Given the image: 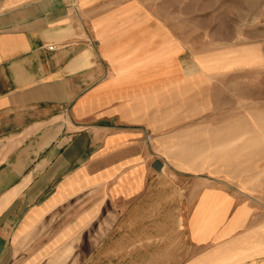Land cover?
<instances>
[{"label": "crops", "instance_id": "obj_1", "mask_svg": "<svg viewBox=\"0 0 264 264\" xmlns=\"http://www.w3.org/2000/svg\"><path fill=\"white\" fill-rule=\"evenodd\" d=\"M200 4L0 0V264H264V0Z\"/></svg>", "mask_w": 264, "mask_h": 264}, {"label": "rangeland", "instance_id": "obj_2", "mask_svg": "<svg viewBox=\"0 0 264 264\" xmlns=\"http://www.w3.org/2000/svg\"><path fill=\"white\" fill-rule=\"evenodd\" d=\"M202 0H191V4L188 6V0H148L154 6V3L158 4V14L165 18H170L172 14L184 15L188 9H194L195 14H199L198 11L203 9L202 4H198ZM86 249V247H83Z\"/></svg>", "mask_w": 264, "mask_h": 264}, {"label": "water", "instance_id": "obj_3", "mask_svg": "<svg viewBox=\"0 0 264 264\" xmlns=\"http://www.w3.org/2000/svg\"><path fill=\"white\" fill-rule=\"evenodd\" d=\"M153 167H154L155 169H159V167H160V162H159L158 160H155V162H154V164H153Z\"/></svg>", "mask_w": 264, "mask_h": 264}, {"label": "built area", "instance_id": "obj_4", "mask_svg": "<svg viewBox=\"0 0 264 264\" xmlns=\"http://www.w3.org/2000/svg\"><path fill=\"white\" fill-rule=\"evenodd\" d=\"M48 48H49V49H52V48H53V46H52V45H50V46H48Z\"/></svg>", "mask_w": 264, "mask_h": 264}]
</instances>
